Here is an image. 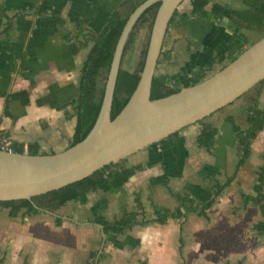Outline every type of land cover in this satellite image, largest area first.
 Listing matches in <instances>:
<instances>
[{"label":"crops","instance_id":"crops-1","mask_svg":"<svg viewBox=\"0 0 264 264\" xmlns=\"http://www.w3.org/2000/svg\"><path fill=\"white\" fill-rule=\"evenodd\" d=\"M121 1L0 0V129L6 130L12 140L24 143L36 141L46 153L70 146L77 118H68L66 109H70V103L77 95L81 67L89 47L81 46L82 37L71 39L67 34L74 32L75 23L85 17L90 19L83 26L99 32ZM215 1L233 8L245 7L242 0ZM187 5L182 11L178 7L177 15L170 24L179 31L187 30L180 41V51L177 48L176 52L171 51L175 50L172 45L165 48V54L171 57L161 55L156 71V74L169 75L181 87L192 84L194 69L202 67L208 77L262 36L261 32L246 27L236 30L226 20L192 15L191 0ZM190 16L199 17L201 22L194 26ZM10 18L14 29L8 32L5 28ZM176 39L170 40V44ZM253 96L240 102L236 99L207 117L219 128L213 152L196 142L201 123H193L170 135L162 143L149 145L125 160L126 165L142 163L145 167L137 170L118 192L108 194L101 189L93 190L88 193L87 203L70 200L57 211L40 208L36 213H28L24 208L16 216H10V208L0 205V264H89L90 251L98 249L99 253L103 238L100 223L95 221L96 216L103 215L114 220L120 218L126 208L141 209L143 206L146 217L153 218L156 216L155 205L170 207V198L174 200L173 208L180 204L172 191L190 192L196 198L203 197L202 200L209 198V186L213 180H224L227 174L234 172L238 159L236 133L248 125L247 111ZM259 100L260 105L264 106V85ZM239 116L244 117L243 123L239 122ZM231 135L235 137L234 143L230 142ZM256 140L264 141V128L253 140L252 155ZM219 142L222 143L220 146ZM189 144L206 157L212 155L216 158L218 147L230 154L235 152V158L228 165L214 162L213 166L207 165L206 168L202 165L195 170L201 187L198 196L192 188L185 185L178 187L177 183L182 182L181 169H184L192 150ZM261 148L263 162L257 166L256 176L264 163V145ZM180 155L185 159L181 166L178 165ZM226 166L231 168L224 174ZM238 176L239 171L212 207L222 199L229 187L234 186L235 181L240 194L241 191L254 193L255 181L252 191H246L242 189ZM192 182L197 184V181ZM212 207L208 209L210 218L207 219H211ZM259 219L252 223V230ZM178 220L169 218L166 223L135 224L121 233L106 234L97 264H188L180 243L183 231L179 230L183 225L179 222L176 231V226L171 223ZM169 223L174 228L167 227ZM220 229L226 231L223 251H219L221 243L211 241L208 253H213L215 259L217 254L224 255V261L217 263L207 257L201 264H264V237L256 230L254 234L261 247L255 248L243 232L240 239H234L237 234L231 227ZM238 252L241 253L239 257ZM246 254L249 256L245 260Z\"/></svg>","mask_w":264,"mask_h":264},{"label":"trees","instance_id":"trees-1","mask_svg":"<svg viewBox=\"0 0 264 264\" xmlns=\"http://www.w3.org/2000/svg\"><path fill=\"white\" fill-rule=\"evenodd\" d=\"M143 1L144 0H122L111 12L109 19L99 32H95L83 26V24L90 19L89 17H85L75 23L74 32L69 31L67 34V37L71 39L82 37L81 46L89 47L88 54L81 67L80 84L77 95L70 103V109H66V116L68 118L73 116L77 118L70 145L83 139L94 125L101 106L106 82V80L105 82L104 80L102 81L103 72L106 71L108 74L118 38L128 16L134 8ZM242 1L245 7L233 8L215 0H191L192 8L190 13L202 18L226 20L229 21L236 30L246 27L251 30L259 31L264 35V0ZM158 6L159 2L151 5L140 16L128 38L116 84L112 117L122 109L138 83L145 62L150 32ZM177 11L176 9L170 24L174 21ZM143 28L147 29L146 39L141 49L136 68L130 70L123 66L124 58L127 52L133 48L136 38ZM5 29L8 32L14 29V23L11 18L8 20V25ZM244 49L245 48H243L241 52ZM162 53L163 51H161V54ZM238 55L233 56L231 60L235 59ZM204 78H206L205 69L200 67L193 70L192 84ZM263 85L264 79L251 88H255L256 93L252 98V103L248 107V125L239 129L236 133L238 159L234 172L232 174H227L224 180L218 178L213 180L209 186L211 194L209 198L198 200L190 192L185 191L180 193L172 191L180 204L175 208H170L165 205H155L156 216L153 218L146 217L143 206L140 207L141 209L126 208L122 216L114 220L107 219L103 215H98L95 217V221L104 225L106 234L121 233L135 224H148L151 222L166 223L169 218L187 219L192 213L210 218L208 209L215 204L224 190L232 183L240 168L249 160L252 155L253 140L257 137L259 131L264 128V106L260 105L259 100ZM180 88L181 85L178 82H173L169 75L155 74L152 84V97L164 96L178 91ZM8 98L9 95L7 101ZM7 106L6 103V107ZM208 116L197 121L201 123V128L196 136V142L200 146L205 147L209 152H213L219 128L214 122L207 120ZM0 131L9 135L4 129H0ZM13 145L15 151L24 152L25 146L27 145L30 153H46L40 149V145L36 141L29 143L14 141ZM124 161L125 159L123 158L117 162L108 163L80 180L45 193L34 195L31 199L17 198L0 200V205L10 208V216H16L24 208L28 213H36L40 211V208L57 211L70 200H77L83 204L87 203L89 200L88 193L90 191L101 189L108 194L118 192L137 170L143 168L142 163L126 165ZM253 188L254 193L250 194L241 191V195L245 203L252 202L258 206L262 218L256 221L252 228L256 230L259 235L264 237V163L257 171ZM58 224H61V221H58ZM181 228H183V226ZM97 253L98 249L90 251L89 264H96L95 259ZM138 264H146V262H139Z\"/></svg>","mask_w":264,"mask_h":264},{"label":"water","instance_id":"water-1","mask_svg":"<svg viewBox=\"0 0 264 264\" xmlns=\"http://www.w3.org/2000/svg\"><path fill=\"white\" fill-rule=\"evenodd\" d=\"M184 0H144L128 16L107 74L96 121L88 134L50 153L0 148V200L29 198L80 180L232 103L264 79V35L203 80L153 98L152 84L171 18ZM159 2L138 83L112 117L113 99L128 38L140 16ZM98 263L106 233L104 225Z\"/></svg>","mask_w":264,"mask_h":264},{"label":"rangeland","instance_id":"rangeland-1","mask_svg":"<svg viewBox=\"0 0 264 264\" xmlns=\"http://www.w3.org/2000/svg\"><path fill=\"white\" fill-rule=\"evenodd\" d=\"M187 4H189V0H184L181 3V5L179 6V9L182 11L186 6H188ZM189 19L191 22H193L192 24L194 26L201 22V20H198L199 17H196V16L195 17L190 16ZM187 25H190V24L187 23ZM183 27H185V23H183ZM186 31H187L186 29L179 31V30H177L176 26L170 27V24H169V28H168V31H167V34H166V37L164 40L163 49H162L163 53L161 54V55H163L164 58H170L171 57V55L168 56L164 52L165 48L167 49L171 45L175 48V50H171V51L176 52V48L178 51H180L178 49L179 47H181L180 41L183 39V36L185 35ZM146 33H147V29L143 28L140 31L138 37L136 38V41L134 43L133 48L131 50H129L127 52V54L125 55L124 62H123V66L125 68H128L130 70H134L136 68L137 63H138V59H139V56L141 53V49H142L144 41L146 39ZM174 37H177L176 41L173 40L172 41L173 44L172 43L170 44V40L174 39ZM181 56H183V55H180V57ZM159 59H160V57H159ZM156 71H157V68H156ZM106 78H107V73H106V71H104L102 81L104 80V82H105ZM255 93H256L255 88L250 89L247 92H245L243 95H241L240 98H237L236 101L240 102L244 99H248V98H250L251 95H253ZM238 120L240 123H243L244 117L239 116ZM194 123H198V122H194ZM191 124H193V123H191ZM198 124H200V123H198ZM238 127H240V126H235V128H238ZM218 136H217V139H218ZM168 137H166V138H168ZM166 138H164V139L160 140L159 142H156L152 145H154V146L158 145V144L162 143ZM230 142L231 143L235 142L234 135L233 136L231 135ZM221 144L219 142V146ZM263 145H264V141L260 142V140H256L254 142V144H253L254 151H253V155H252L251 159H249L246 162V164L243 165L239 170L238 178L240 179L239 182H240V185L243 187V188L241 187L243 190L250 191V192L252 191V184L256 178L257 166L259 164H261V162H263V158H262V154H261V151H262L261 147ZM191 147H192V150L190 152V156L188 157V159L185 162L184 169H181L183 176L180 180L182 182H177V183L179 184L178 187H180L181 185H185V186H188L189 188H192V190L198 196L199 195L198 189L201 187H200V185H198L199 179L195 175V174H197L195 172V170L199 166H202V165L206 166V168L208 167L207 165L213 166L214 162H216L220 165H228L235 158V152L232 151V153L230 154L228 151L225 152L222 150V148L218 147L216 149L217 156H216V158H214V156H212V155H207V157L204 156L203 153L199 152V150H196L195 147L193 148V145ZM136 153H138V151L135 152V154ZM133 154L127 156L124 159L128 160L129 158L134 157L135 154L134 155ZM183 159H184L183 155H180V161L178 163L179 166L184 164ZM147 164H149V161L147 162ZM144 167H145V164H143L142 169H144ZM230 168L231 167L226 166V168L224 170V174H226L227 169L230 170ZM139 170H141V169H139ZM210 170L212 171L213 167ZM222 173H223V171H222ZM192 181H197V184H195V182H192ZM237 187H238V184L235 181L234 186L229 187L227 189V191L225 192V195H223L222 199H220L217 202L216 206L212 207L210 209V212L212 214L211 219H207L203 216H198V215L192 213L188 216L187 219L186 218L185 219L180 218L178 221H175L176 223L171 221V223H173L176 226V228H175L176 231H177L180 223H182V225H183L182 230L181 229L179 230V231H183L181 239H180V243H182L181 248H182L183 257L185 259V262H187L188 264H201V263L206 261L207 257L211 261L216 260L217 263H222L224 261V258H225L224 255L217 254L216 259H215L213 253H210V252L208 253V251H209L208 246L213 241H216V243H221V245H220L221 248L219 249V251L220 252L223 251L221 249H223V247H224L223 243H224V240L226 238L225 237L226 231H222L220 228L224 229L225 226L231 227L232 231H234L237 234L234 237V239L237 237L240 239L241 233L243 232L244 235L249 238L251 246H253V247L255 246V248L261 247L260 243L258 242V240H259L258 237L254 234L255 233L254 230L251 229L252 223L255 220L261 218V213H260L258 207L253 205L251 202L245 203L243 201V198H242L239 190L237 189ZM93 197H95V196H93ZM197 199L202 200L203 197H200ZM168 204L170 205L171 208H173L175 205L174 200L172 198H170L168 201ZM60 208H63V207H60ZM68 210H71V209L69 208ZM169 225H170V223H169ZM167 227L174 228V226H172V225L167 226ZM217 228H219L221 231H209V229L215 230ZM175 229L173 231H175ZM239 253L240 252H238L237 257H239L241 255V253L240 254ZM211 254H212L214 259L211 258ZM248 256L249 255L246 254V256H245L246 258L244 257L245 260L248 258ZM262 257L264 260V255ZM261 264H263V263H261Z\"/></svg>","mask_w":264,"mask_h":264},{"label":"built area","instance_id":"built-area-1","mask_svg":"<svg viewBox=\"0 0 264 264\" xmlns=\"http://www.w3.org/2000/svg\"><path fill=\"white\" fill-rule=\"evenodd\" d=\"M13 143H14V140H12L10 135L0 131V148L6 149L8 151H15ZM24 152H29L27 145L25 146Z\"/></svg>","mask_w":264,"mask_h":264}]
</instances>
